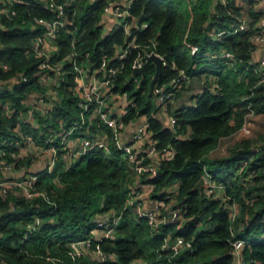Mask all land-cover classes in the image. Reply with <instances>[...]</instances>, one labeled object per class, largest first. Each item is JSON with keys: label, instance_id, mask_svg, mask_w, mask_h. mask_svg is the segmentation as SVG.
Instances as JSON below:
<instances>
[{"label": "trees", "instance_id": "1", "mask_svg": "<svg viewBox=\"0 0 264 264\" xmlns=\"http://www.w3.org/2000/svg\"><path fill=\"white\" fill-rule=\"evenodd\" d=\"M59 1L69 3V17L75 25L60 33L54 58H64L72 51L75 35L80 38L76 50L81 61L89 53L87 58L95 63L105 56L112 64L123 62L113 89L127 92L134 99L126 120L148 117L157 148H167L156 171L144 173L141 181L155 186L152 199H164L172 192L174 197L165 200L185 207L188 221L182 226L166 225L155 230L129 204L135 184L133 170L112 139V129L101 125L110 136L109 151L93 149L71 163L62 158L53 172L37 173V189L45 190L50 201L41 195L27 198L16 188L9 189L6 196L0 194V264H130L138 258L148 264H166L167 255L158 260V251L168 231L193 241L194 248L177 258L180 264H233L231 240L235 238L249 240L243 249L245 264H264V239H260L264 235V154L253 150L264 143V131L259 138L252 134L236 139L227 155H209L223 138L233 137L249 107L255 113V126L257 117H264V81L258 63L253 62L254 26L261 17L255 10L256 0H132V15L148 24L136 31V48L128 47L132 38L123 28L103 32L105 6L115 0ZM14 6L18 15L5 19L6 29L0 28V63L8 65V69L0 65V78L18 76L19 80L11 87L0 88V152L7 162H15L21 169L30 168L33 162L30 157H17L19 150L13 142L31 135L42 145L50 130L58 128L59 120L66 128L80 120V110L72 90L73 67L68 65L52 112L46 117L38 115L36 124L22 118L31 108L28 94L43 90L36 76L41 57L31 48L34 37L44 28L33 26V18H53L54 13L42 0ZM247 13L249 29L234 33ZM219 30L227 32L217 37ZM121 46L128 49L122 60L117 56ZM191 46H197L196 53ZM151 51L166 61L158 84L170 87L184 71L187 78L181 80L178 95L189 77L206 76L195 105L173 112L174 126L161 119V108L155 95L150 94L156 65L150 62L144 74H135L137 59ZM225 51L235 58L224 56ZM97 128L95 124L92 131ZM171 151L174 155L168 159L166 155ZM207 172L216 183L225 184L227 194L234 197L240 210L235 221L205 188L202 192L193 189ZM3 176L0 170V180ZM106 214L114 234L97 238V219ZM85 240H90L93 248L100 244L101 250L113 257L105 260L79 252L74 244Z\"/></svg>", "mask_w": 264, "mask_h": 264}, {"label": "built area", "instance_id": "2", "mask_svg": "<svg viewBox=\"0 0 264 264\" xmlns=\"http://www.w3.org/2000/svg\"><path fill=\"white\" fill-rule=\"evenodd\" d=\"M45 6L54 13L53 18H45L35 16L33 26H42L44 29L37 34L33 39L31 50L41 57L36 72L37 80L43 90H32L27 97V102L31 104V108L22 114V118L27 123L36 124L38 115L46 117L49 115L54 106L55 100L58 98L59 90L62 82L65 80L66 67H73L75 83L72 90L78 97V108L80 110V120L73 121L69 128L65 127L63 120H59L58 128L51 129L45 137V143L38 144L31 135L24 136L23 139H16L13 144L18 148L17 157H30L31 159L38 158L39 168L31 170L29 167L16 168V163L13 161L7 162L2 157L0 152V170L4 174L0 180V194L6 196L9 189H17L18 193L33 198L35 196H43L45 200L50 201V197L45 190L37 189L38 175L37 173L46 170L49 173L53 172L58 161L65 159L71 163L81 156L88 154L93 149L103 148L109 151L110 136L105 128L112 129V139L115 141L122 155L126 157L133 170L135 184L132 186L129 204L136 207L139 215L145 217L155 230H160L162 226L176 225L182 226L187 221L186 208L176 205L174 202H168L165 199L174 197L172 192L164 199H152L150 206H147L143 200L144 183L141 178L144 173H153L158 168L164 152L157 148V141L152 138L151 123L148 117L140 116L141 118L136 130L131 137L126 140L123 133L128 125L126 118L130 114L131 107L134 105V99L129 98L127 92L120 93L114 91V83L119 72L123 70V62L120 64H112L110 58L103 57L100 63L90 61L89 53L85 54V59L81 61V54L76 50L77 42L80 38L73 36L72 51L64 58L55 59L54 56L59 50V36L62 31H68L70 26H74L75 22L69 17V3H62L59 0H42ZM228 0H221L226 3ZM28 2V0H0V28L5 19H14L17 15L16 3ZM132 0L110 1L104 9L101 23L103 32L105 26L112 18L114 23L111 31L114 28H123L128 37L132 40L128 47L136 48V31L148 26L146 22L142 23L138 18L132 15L131 12ZM111 15V16H110ZM249 29V20L245 17L240 18L239 25L233 30ZM227 30H219L215 36L219 37L225 34ZM106 34V33H105ZM254 41L264 42V24L259 27L254 35ZM154 46L156 42L153 43ZM192 52L196 53L197 46H191ZM128 49L122 46L118 50V58L120 60L127 57ZM156 53L162 57L163 65H166L165 58L156 51L147 52L144 56L137 59L135 70L141 68L146 62V56ZM224 56L231 59L235 55L230 51H225ZM87 58V59H86ZM4 69H8V65L0 63ZM258 70L261 81H264V55L258 62ZM140 74V73H139ZM187 76L182 70L180 76L168 84H156L154 94L163 113L168 114L175 104L177 91L180 88L181 80ZM22 79L26 77L22 75ZM19 80L18 76H13L7 80L0 78V88L4 89L7 86L11 87ZM135 82L139 83L140 79L135 78ZM125 98L124 105H118V98ZM7 111L11 113L9 105L5 104ZM176 120L170 118V126H174ZM97 124L98 130L92 131V126ZM255 127V113L249 107L240 128L233 134L234 139H242L250 137L253 134ZM21 134L24 135L22 131ZM143 142L144 145L139 146ZM64 154L61 156L60 151ZM255 152L264 154V143L254 146ZM174 151L166 155L168 159L172 158ZM32 167V166H31ZM206 185L205 190L214 198L219 199L222 203V208L228 213L229 218L235 221L239 216V208L232 195L227 194L226 186L223 183H216L211 174H205ZM151 185V191L154 189ZM149 192V194L151 193ZM39 221H37L38 223ZM110 216H102L97 219V227L94 233L97 238L99 231H103L109 226ZM264 239V235L260 238ZM249 240L243 238H235L231 240L233 264H245L243 257V249ZM74 247L79 252L82 250L85 254L93 258L108 259L113 257L109 253L101 250L100 244L96 248L92 247L90 240H85L80 243H75ZM194 248L193 241L183 234L173 235L172 231H168L162 241V246L158 251V260L167 255L166 264H180L177 260L180 254ZM130 264H148L145 259H135ZM163 264V263H160Z\"/></svg>", "mask_w": 264, "mask_h": 264}, {"label": "crops", "instance_id": "3", "mask_svg": "<svg viewBox=\"0 0 264 264\" xmlns=\"http://www.w3.org/2000/svg\"><path fill=\"white\" fill-rule=\"evenodd\" d=\"M116 1H122V0H116ZM255 10L261 14V17L257 20V22L255 23V26H254L258 30L259 27H261L264 24V0H256ZM243 17L247 18L248 20L250 18L248 13L245 14V16H243ZM113 23H114V20L112 18H110V20L107 22V24L105 26V33L108 34L111 31ZM263 55H264V42L255 41V48L253 51V62L258 63L260 58ZM205 83H206V76L205 75H203L202 77H198V76L189 77L187 86L184 89L180 90L179 95L177 94L175 104L172 106L170 112L168 114L163 113L162 110H161V112H159L161 119H163V121L165 122L166 125L170 126V118L174 117L173 112L175 110L180 109L182 107L195 105L196 95L203 91ZM124 101H125L124 97L118 98L117 104L119 106L120 105L122 106V105H124ZM140 119L137 121L131 120L128 122V125H127V127L123 133L124 139L128 140L131 137V135L136 130V127H137ZM221 141H222L221 145L209 153V155L211 157L222 156V154L227 155L228 151H229V147L236 144V139H234L233 137H226V138H223ZM142 145H144L143 142H141L139 144V146H142ZM35 168H36V166L34 168L30 167L31 170H33ZM176 186H177V184L175 185V187ZM175 187H173V188H175ZM144 191H145V193L143 195V200L145 201L147 206H150V204L152 203L151 193L149 194V192L151 191V185H149L148 183L144 184Z\"/></svg>", "mask_w": 264, "mask_h": 264}, {"label": "water", "instance_id": "4", "mask_svg": "<svg viewBox=\"0 0 264 264\" xmlns=\"http://www.w3.org/2000/svg\"><path fill=\"white\" fill-rule=\"evenodd\" d=\"M1 28L6 29V27L4 25H2ZM150 62H153L156 65V72H155V75H154V77L151 81V85H150V94L152 96H154L155 95L154 94L155 85L159 81L160 75L162 73V66H163L162 57L156 53H152L151 55H147L145 64L141 68L136 69L135 74H139V73L144 74L145 70L147 68V65ZM205 185H206V178H205V176H202L201 179L197 182V184L194 186L193 189L202 192L204 190ZM35 225H37V222L35 223Z\"/></svg>", "mask_w": 264, "mask_h": 264}, {"label": "rangeland", "instance_id": "5", "mask_svg": "<svg viewBox=\"0 0 264 264\" xmlns=\"http://www.w3.org/2000/svg\"><path fill=\"white\" fill-rule=\"evenodd\" d=\"M155 98V97H154ZM140 118H135V119H133V121H137V120H139ZM263 131H264V117H262V116H258L257 117V120H256V126H255V129H254V133H253V138H259V136L263 133ZM233 146V145H232ZM231 146V147H232ZM231 147H229V149L231 148ZM222 154V153H221ZM226 155V154H225ZM222 156H224V154H222ZM32 167L34 168L35 166H36V168L35 169H33V170H36L37 168H39V160H38V158H36V159H32ZM104 216H106V215H104ZM101 234H106V235H109V236H113V234H114V229H113V227H111V226H107V228L106 229H104L103 231H99L98 232V235L100 236Z\"/></svg>", "mask_w": 264, "mask_h": 264}]
</instances>
